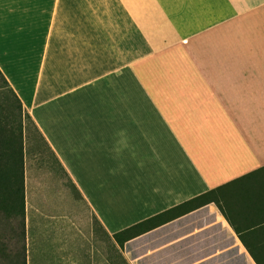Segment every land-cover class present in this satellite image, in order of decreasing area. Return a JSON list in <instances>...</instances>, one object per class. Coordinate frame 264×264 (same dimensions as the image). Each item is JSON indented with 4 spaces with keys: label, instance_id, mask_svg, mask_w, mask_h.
Segmentation results:
<instances>
[{
    "label": "crops",
    "instance_id": "0c3cea01",
    "mask_svg": "<svg viewBox=\"0 0 264 264\" xmlns=\"http://www.w3.org/2000/svg\"><path fill=\"white\" fill-rule=\"evenodd\" d=\"M0 71L26 175L96 223L43 235L45 264H113L115 233L210 191L123 264H264V0H0Z\"/></svg>",
    "mask_w": 264,
    "mask_h": 264
},
{
    "label": "rangeland",
    "instance_id": "374dc122",
    "mask_svg": "<svg viewBox=\"0 0 264 264\" xmlns=\"http://www.w3.org/2000/svg\"><path fill=\"white\" fill-rule=\"evenodd\" d=\"M2 106L3 104L0 94V125L6 128H11L18 134V128L21 122L23 123L22 126L24 127L23 148H25V144L28 145L30 142H33V139L34 142L37 143L38 140L35 139L36 135L33 132L31 124L27 121V119L24 116L20 118V116H18L17 114L15 120H6V115L2 110ZM15 113H18V110H15ZM1 115L3 116L2 118ZM40 148L41 146L39 145V150ZM22 154L24 155V152H22ZM42 154L44 155V153ZM41 159L44 160L45 158L41 157ZM36 178L37 179L33 177L30 178L28 177V175H26L23 157L24 212H28L33 221L32 234L36 236V246H32L31 241L29 245L28 240L26 241V233L23 244V228L21 223H19V220L15 218L13 213L8 211L6 212L2 209L0 210V264H19L20 259L18 258V253H20L22 247L25 253L26 264H45L43 262V257L47 256V252H45V250L47 251V247L45 248L42 245L43 235H47V233H49L50 231L53 232L60 229L76 232L77 229L90 230L91 226H96L95 221L91 220L90 218L87 219L85 214H81V221L72 220L71 223H65L64 220L61 221L56 219L61 214L65 213L64 189H61L58 186L51 187V177L47 173L45 174L44 172H42L38 176H36ZM65 186H67L68 189L71 188L67 182H65ZM71 193L73 194V198L77 200V195L72 188ZM79 208H82L84 210L83 206L80 203H78V205L74 204L72 213L76 217L80 213L78 211ZM53 240L56 241V244L51 246L50 249L51 251H53L52 253L56 257L58 248L57 239ZM120 241H123L122 238H120ZM123 244V242L121 246H119V244L117 243L114 244L113 264H123L119 249L123 247ZM97 246L100 249L102 243L98 241ZM19 257L21 258V255ZM86 264L91 263L89 261Z\"/></svg>",
    "mask_w": 264,
    "mask_h": 264
},
{
    "label": "trees",
    "instance_id": "16d2710c",
    "mask_svg": "<svg viewBox=\"0 0 264 264\" xmlns=\"http://www.w3.org/2000/svg\"><path fill=\"white\" fill-rule=\"evenodd\" d=\"M0 94L2 98V110L6 120L13 121L16 115L25 117L32 124L30 117L23 113L22 105L13 89L0 71ZM18 110V113H15ZM24 114V115H23ZM3 116L1 115V118ZM4 120V119H1ZM23 123L20 122L18 134L11 128L0 125V210L11 212L22 225L23 244L25 240V212L23 194ZM11 127V126H9ZM213 191L200 195L176 206L168 211L160 213L150 219L137 223L113 235L115 243L131 240L149 230L165 224L179 216L191 212L213 201ZM122 238V242L120 241ZM21 255V258L19 257ZM19 264H26L23 247L18 253Z\"/></svg>",
    "mask_w": 264,
    "mask_h": 264
}]
</instances>
